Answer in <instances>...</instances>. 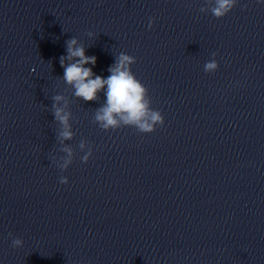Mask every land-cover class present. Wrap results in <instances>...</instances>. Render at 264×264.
<instances>
[{
	"label": "clouds",
	"instance_id": "clouds-1",
	"mask_svg": "<svg viewBox=\"0 0 264 264\" xmlns=\"http://www.w3.org/2000/svg\"><path fill=\"white\" fill-rule=\"evenodd\" d=\"M264 3V0H257ZM206 6L200 8L202 13H211L217 19L225 17L236 6L237 0H205ZM154 19L149 20L148 27L152 28ZM92 35V33H88ZM67 55L60 57V66L64 69L63 81L74 90L73 95L85 102L98 101L99 93L103 92L105 101L95 110L94 122L105 131L116 130L123 126L135 127L140 133H152L157 126H164V116L151 107L148 89L136 78L131 70V65L136 63L133 56L121 52L116 56L115 63L109 67L106 78L96 75L91 67L95 65V56H86L82 44L74 37L66 41ZM213 57L216 53L212 54ZM219 67L218 62L212 59L206 62L204 71L215 72ZM51 113L54 121L60 125L57 140L61 145L74 137L72 113L69 110V101L64 95L52 97ZM81 151L85 152L82 162L87 163L92 156V148L84 140L79 144ZM60 151L65 155L56 161L57 167L65 171L74 158V150L70 145H64ZM61 184H67L65 176L60 177ZM21 239H13V247H21Z\"/></svg>",
	"mask_w": 264,
	"mask_h": 264
}]
</instances>
